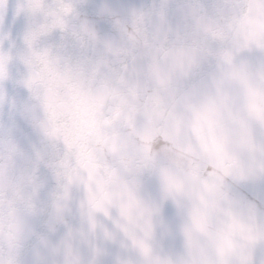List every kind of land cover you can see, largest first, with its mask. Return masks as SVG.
Masks as SVG:
<instances>
[{
  "label": "clouds",
  "instance_id": "9594fccd",
  "mask_svg": "<svg viewBox=\"0 0 264 264\" xmlns=\"http://www.w3.org/2000/svg\"><path fill=\"white\" fill-rule=\"evenodd\" d=\"M0 264H264V0H0Z\"/></svg>",
  "mask_w": 264,
  "mask_h": 264
}]
</instances>
